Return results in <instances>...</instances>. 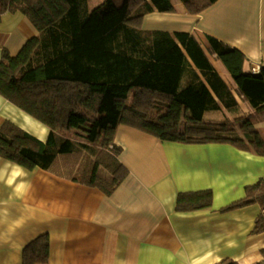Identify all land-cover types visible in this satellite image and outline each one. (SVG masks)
<instances>
[{
    "label": "trees",
    "instance_id": "trees-1",
    "mask_svg": "<svg viewBox=\"0 0 264 264\" xmlns=\"http://www.w3.org/2000/svg\"><path fill=\"white\" fill-rule=\"evenodd\" d=\"M0 0V17L20 13L37 30L21 50L0 54V97L45 126L41 142L17 126H0V158L96 188L110 196L128 176L115 130L125 125L161 141L229 144L264 157V65L244 70L243 54L207 36L246 104L244 113L189 34L143 31L144 15L174 13L170 0ZM195 15L217 0H179ZM222 114L206 119V114ZM210 190L180 193L176 210L209 209ZM257 204L253 232L264 231V178L219 212ZM262 260L255 264H264ZM41 235L22 251V264H48ZM219 264H238L223 260Z\"/></svg>",
    "mask_w": 264,
    "mask_h": 264
},
{
    "label": "crops",
    "instance_id": "crops-1",
    "mask_svg": "<svg viewBox=\"0 0 264 264\" xmlns=\"http://www.w3.org/2000/svg\"><path fill=\"white\" fill-rule=\"evenodd\" d=\"M144 15L143 31L189 33L201 46L240 109L237 86L213 54L207 36L241 52L244 70L264 65V0H217L191 15ZM37 30L20 13L0 17V54L16 55ZM220 116L215 114L214 116ZM214 117L211 119H220ZM9 122L41 142L49 130L0 97V126ZM262 123V121H261ZM114 143L128 176L110 195L50 172L27 171L0 158V264H22V251L41 235L48 264H219L262 260L264 231L253 232L257 204L219 212L264 178V157L229 144L161 141L125 125ZM210 190L209 209L179 212L180 193Z\"/></svg>",
    "mask_w": 264,
    "mask_h": 264
},
{
    "label": "rangeland",
    "instance_id": "rangeland-1",
    "mask_svg": "<svg viewBox=\"0 0 264 264\" xmlns=\"http://www.w3.org/2000/svg\"><path fill=\"white\" fill-rule=\"evenodd\" d=\"M105 0H88L87 2V5H88V9L91 10L93 8H95L96 6L102 4ZM215 114H206L205 117L206 119H211V118H214V117H220L218 115L214 116ZM258 123L255 125L256 128L259 130V132L264 136V119L263 117L259 116L258 117ZM262 121V123H261Z\"/></svg>",
    "mask_w": 264,
    "mask_h": 264
},
{
    "label": "built area",
    "instance_id": "built-area-1",
    "mask_svg": "<svg viewBox=\"0 0 264 264\" xmlns=\"http://www.w3.org/2000/svg\"><path fill=\"white\" fill-rule=\"evenodd\" d=\"M258 71V68H252V72L255 73Z\"/></svg>",
    "mask_w": 264,
    "mask_h": 264
}]
</instances>
